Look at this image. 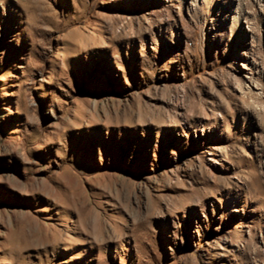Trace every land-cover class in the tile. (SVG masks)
<instances>
[{
	"label": "rangeland",
	"instance_id": "rangeland-1",
	"mask_svg": "<svg viewBox=\"0 0 264 264\" xmlns=\"http://www.w3.org/2000/svg\"><path fill=\"white\" fill-rule=\"evenodd\" d=\"M0 264H264V0H0Z\"/></svg>",
	"mask_w": 264,
	"mask_h": 264
}]
</instances>
